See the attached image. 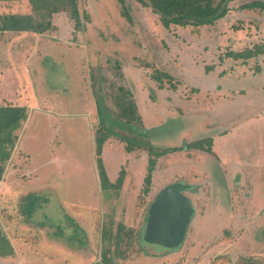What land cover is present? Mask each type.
I'll use <instances>...</instances> for the list:
<instances>
[{
	"label": "rangeland",
	"instance_id": "rangeland-1",
	"mask_svg": "<svg viewBox=\"0 0 264 264\" xmlns=\"http://www.w3.org/2000/svg\"><path fill=\"white\" fill-rule=\"evenodd\" d=\"M28 1L0 0V12L26 13ZM251 1L233 0L227 15L210 26L165 29L133 0H126L131 22L116 0H80L79 10L87 16L82 31L59 13L52 18V32L0 33V105L28 108L0 181V227L13 248L0 264H102L104 256L113 264H207L217 249L204 251L207 242L219 238L230 221L200 219L187 210L189 205L199 209L204 200L182 189L190 168L184 150L160 158L153 189L141 196L140 213L145 217L165 190L181 189V198L169 195L168 202L156 205L146 238L144 219L135 223L147 163L143 147L184 148L213 138L248 114L251 97L264 104V55L244 64L225 56L264 43V12L238 8ZM154 70L172 81L163 80L160 88L151 78ZM131 104L133 114L127 109ZM99 123L111 141L110 153L102 146L105 171L116 179L127 160L124 167L134 181L125 203L123 193L98 190L92 131ZM122 142L140 149L124 157L115 148ZM257 151L251 148L252 159ZM35 169L38 183L31 184ZM241 193L235 200L247 210ZM117 232L126 243L134 239L130 259L123 245L121 252L102 250ZM248 254L242 264H254Z\"/></svg>",
	"mask_w": 264,
	"mask_h": 264
},
{
	"label": "crops",
	"instance_id": "crops-1",
	"mask_svg": "<svg viewBox=\"0 0 264 264\" xmlns=\"http://www.w3.org/2000/svg\"><path fill=\"white\" fill-rule=\"evenodd\" d=\"M261 87L263 91L264 85ZM218 89V94L221 97L226 95L225 92L224 95L222 94L223 91L220 92V88ZM217 99L218 96H216L214 100L215 104L221 102V100L218 101ZM224 100L226 102V99ZM249 101L251 102L248 105L249 109L246 116H243L242 119L238 118L239 116H237L236 119L233 118V125L230 129H223L217 132L218 134L213 138L206 137V140H212L210 153L198 150H184L186 161L189 163L188 167H190L186 170L188 175L184 177L183 180V185L186 186L185 191L190 197L200 199L201 201L204 200L203 205H201L199 209L191 206L194 216L198 214L197 216H202L200 219L205 218L219 220L221 222L230 221L227 228H225L226 230H222L219 238L207 242L205 246L207 248L204 251H209L210 248L214 246L217 248L211 252L207 264H211L213 259L220 255H225L230 259L231 263L229 262L227 264H240L243 260H246L245 256H243V254L245 255L246 253H249L247 255V257H249L247 261H254L252 262L254 264H259V262H263L261 260H264V251H261L264 245V192L261 190L264 188V104H262V100L260 103L257 102V96L251 97ZM11 104L24 106L28 109L24 103ZM210 104L212 103L208 102L207 106ZM27 119L28 114L24 121L25 124ZM20 131L21 128L19 131L17 130L15 134L19 135ZM92 133L94 142V131H92ZM110 143L111 141L108 139L104 145V147L108 149V153H110L111 150ZM116 144L115 148L117 150L121 148V153L125 157L128 153L123 151L119 143ZM255 146L258 150L256 153L257 156L252 159V154L250 152L251 148ZM133 152L130 153L132 154ZM176 154L177 153H172L163 157H173ZM104 155L105 152L102 154V159ZM163 157L160 158L163 159ZM160 158L157 159L156 165L160 164ZM146 159L145 157V160ZM135 160L136 157L134 158V162ZM122 163L120 167L125 169V179L118 192L119 194L123 193L124 198L122 202L125 203L128 200V195H130L131 182L134 181L130 178L129 168L124 167L126 166L127 160L124 164ZM105 172L109 182L113 183L115 178H111L110 172ZM31 173L33 174V180L29 182H31V184L38 183V181L34 180L38 178L35 176L36 169ZM188 183H191L190 185L195 188L189 189L191 187L188 186ZM132 186L136 185L133 183ZM152 187L153 185H151V191L153 189ZM98 190L102 191L100 187ZM237 191H242L240 196H242L243 201L246 202L245 205L248 211L240 207L242 200H235ZM134 192L135 191H132V195ZM256 205L261 206L257 207ZM143 219L144 213L141 212L139 217L136 218L135 223L138 224L137 222ZM193 219L192 217V223L194 222ZM189 245L194 244H187L185 248ZM247 246H249L250 249H247ZM195 247L194 245V248ZM236 247L239 248L238 251H236ZM191 248L192 247H190V249ZM240 250H242V253ZM238 256H241V258H238ZM237 259H239V262L235 261Z\"/></svg>",
	"mask_w": 264,
	"mask_h": 264
},
{
	"label": "trees",
	"instance_id": "trees-1",
	"mask_svg": "<svg viewBox=\"0 0 264 264\" xmlns=\"http://www.w3.org/2000/svg\"><path fill=\"white\" fill-rule=\"evenodd\" d=\"M79 1L80 0H29L27 2L29 10L26 13L4 10L0 12V33H34L41 35L52 32L55 30V27L52 23V18L54 15L59 13H66L68 18L73 23L74 30L82 31L84 29L83 22L86 21L87 16L85 13L80 12L78 6ZM133 1L138 3L143 8L150 9L151 13L158 17L161 26L165 29H168L170 26L181 28L192 27L198 29L200 27L213 25L216 21L224 18L230 10L229 3L233 0ZM116 2L122 10V16L125 17L127 21H130L131 18L126 6V0H116ZM13 4L14 3H9L8 5L11 6ZM238 8L240 10H258L264 12V0H252L251 2L243 4ZM0 10H2L1 7ZM262 55H264V43L254 44L250 49H245L244 51L238 53L227 52L225 56L233 60H242L244 64L247 60L254 59ZM151 78L157 82L160 88L162 87L163 80H167V82L172 81V78L168 74L157 70L153 71ZM170 88L174 89V86L171 84ZM127 109L131 110V114L134 113V107L132 104L128 106ZM26 117L27 109L24 106H17L9 103L0 105V181L2 180L5 165L11 157V152L17 141V135L15 133L20 128L21 124L26 120ZM107 140V131L99 123L97 129L94 132V144L100 188L102 191H119L125 179V170L124 168H121L115 181L113 183L109 182L101 157L102 146ZM210 145L211 140H199L187 143L184 148L175 147L160 150L153 146L143 147V150L147 155V163L145 176L143 178L142 187L138 196L142 202H138L135 207V221L140 213V210L143 208V199L141 196H146L150 193L152 185V173L154 171L157 159L167 154L181 152L182 150H198L210 153ZM121 146L125 153H130L140 149V146L137 147L135 144L130 142H122ZM149 207L144 217L143 234L145 232V224L148 219ZM122 225L123 224L120 223V228L123 227ZM132 227L133 226H131V229L127 231H133ZM120 230H122V228ZM108 239L111 240V246L103 248L102 250H105L107 253H109L112 249H117L121 252L120 246L123 245L125 248L122 249V253H128V259L131 258V255L133 254L132 248L134 245V239H129L128 243H126L119 232L110 235ZM12 254L13 248L10 244V241L0 227V258L8 257ZM245 261L246 260H243L240 264ZM222 262L231 263L228 257L225 255H220L215 257L211 264H219ZM102 264H113V262L111 259L104 256Z\"/></svg>",
	"mask_w": 264,
	"mask_h": 264
},
{
	"label": "water",
	"instance_id": "water-1",
	"mask_svg": "<svg viewBox=\"0 0 264 264\" xmlns=\"http://www.w3.org/2000/svg\"><path fill=\"white\" fill-rule=\"evenodd\" d=\"M178 185H176V187H177ZM186 189V186H184V185H182V189ZM175 190V192H172L171 190H165V191H163L158 197H157V199H156V201H154V202H152V204L150 205V207H149V214H148V219H147V223H146V226H145V232H144V234H143V237H147L148 235H147V233H148V228L150 227V225H151V220L153 219V217H152V215L154 214V208L156 207V205H158V204H162V201L163 200H165V201H169V199L171 198V196H169V195H173V196H175L176 197V199L175 200H178L179 198H181L180 197V195H179V192L181 191V189L180 190H178V189H174ZM176 195H178V197L176 196ZM173 199V198H172ZM185 205V204H184ZM185 207H186V205H185ZM191 208V206L189 205V208L187 209V210H189ZM189 219V218H188Z\"/></svg>",
	"mask_w": 264,
	"mask_h": 264
}]
</instances>
